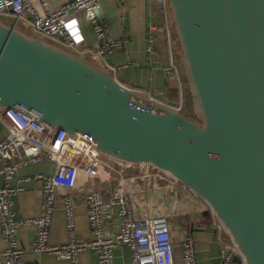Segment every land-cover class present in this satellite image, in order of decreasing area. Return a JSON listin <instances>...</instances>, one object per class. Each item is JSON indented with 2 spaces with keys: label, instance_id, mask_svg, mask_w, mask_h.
<instances>
[{
  "label": "water",
  "instance_id": "95a60500",
  "mask_svg": "<svg viewBox=\"0 0 264 264\" xmlns=\"http://www.w3.org/2000/svg\"><path fill=\"white\" fill-rule=\"evenodd\" d=\"M167 1L196 119L1 19L0 104L83 133L105 157L167 172L208 206L202 215L240 254L232 263L264 264V0ZM193 224L215 243L209 221Z\"/></svg>",
  "mask_w": 264,
  "mask_h": 264
},
{
  "label": "built area",
  "instance_id": "2783aa9c",
  "mask_svg": "<svg viewBox=\"0 0 264 264\" xmlns=\"http://www.w3.org/2000/svg\"><path fill=\"white\" fill-rule=\"evenodd\" d=\"M159 10V19L146 26L144 53L151 63L156 62L155 47L157 32H162L167 57L162 62L179 81L177 110L182 109L178 67L173 51V30L167 0H148ZM101 0H70L56 7L49 0H0V19L15 27L28 28L39 36L52 39L66 48L79 53H90L103 58L113 51H120L127 45L126 36L113 37L103 21L104 12ZM131 63L121 66L128 67ZM111 73H118L120 67L106 64ZM147 94L145 91H138ZM0 121L5 134L0 139V237L6 246L0 252V264H37L26 259L25 249L19 245V229L29 226L33 237L29 252L32 254H51L68 264H79L78 255L82 250L95 251L98 264H114L113 251L119 246L129 249L131 264H175L173 239L167 217L161 213H142V201L135 200L133 194L145 193V184L140 188L127 190L121 186L108 189L111 176L119 171L111 164L116 160L103 156L89 137L80 132L72 135L63 130L56 131L51 126L38 122L35 115H25L19 110L6 108L0 104ZM43 160L51 162L52 172H36L25 176L41 183L42 206L37 215L18 218L14 209L13 196L21 189L11 186L10 179L20 167L35 165ZM123 165L129 163L116 161ZM145 165V164H144ZM82 177L90 184L79 183ZM144 182L153 177L169 181L191 191L169 174L151 165H146L142 175ZM84 183V184H83ZM85 191L83 204L90 237L78 240L75 236L74 201L71 195L62 198V211L66 240L60 244L49 242V227L55 208L58 189ZM194 195L195 193L191 191ZM206 209H209L206 205ZM114 211L117 226L113 233L105 228V213ZM210 225L216 229V241L221 249L217 264H230L233 255L240 254L225 237L221 225L209 213ZM182 264H198L195 240L191 235L180 239Z\"/></svg>",
  "mask_w": 264,
  "mask_h": 264
},
{
  "label": "crops",
  "instance_id": "0c3cea01",
  "mask_svg": "<svg viewBox=\"0 0 264 264\" xmlns=\"http://www.w3.org/2000/svg\"><path fill=\"white\" fill-rule=\"evenodd\" d=\"M51 6L56 7L68 0H49ZM101 7L104 12L103 21L113 37L127 38V45L120 51H113L107 56L100 58L92 56L90 53H80L94 64L105 68L106 64L119 66L118 73H111L122 85L133 90L145 91L163 95L167 100L178 101L179 81L172 72L163 68L162 62L166 59V46L162 32H157V44L155 47L156 62L151 63L144 53V43L146 37V26L152 20L158 21L159 14L153 4L148 0H101ZM30 31L28 28H25ZM72 50V49H71ZM75 51V50H73ZM77 52V51H76ZM131 63L128 67L121 66ZM147 95V94H145ZM5 134V128L0 121V139ZM117 161V160H116ZM114 167L119 171L117 175L111 176L107 183V188L111 189L121 186L130 190L141 187L144 184L142 175L146 170L144 164L117 163ZM36 172H52L51 162L43 160L35 165H27L16 170L10 179L11 186H19L14 199V209L18 218H26L37 215L42 206L41 183L39 180L30 178L25 180V176H33ZM0 176V186L2 185ZM85 182L87 187L90 181L80 177L79 183ZM85 191L74 189H58L55 208L53 211L51 224L49 227V242L60 244L66 240L67 231L64 223V214L61 203L65 195H71L74 201V226L75 236L78 240H85L90 237V232L86 220V210L83 204ZM135 200L142 201L141 212H157L165 215L169 222L170 233L173 239V255L175 264H182L180 239L185 235L193 236L195 240L196 257L198 264H217L221 255V249L217 241L213 243L211 234L203 230H192L193 228H203L208 217L202 213L206 209L205 202L194 195L191 191L171 182L161 180V185L145 190V193L136 192L133 194ZM117 226V217L114 211L105 213V228L109 233H113ZM19 245L25 249L24 257L36 261L37 264H68L66 260L58 259L51 254H32L29 252L33 237V229L23 226L19 229ZM6 243L0 237V252L5 248ZM130 251L125 246H119L113 251L114 264H131ZM79 264H98L95 251L86 249L79 252ZM234 264V263H230Z\"/></svg>",
  "mask_w": 264,
  "mask_h": 264
},
{
  "label": "rangeland",
  "instance_id": "374dc122",
  "mask_svg": "<svg viewBox=\"0 0 264 264\" xmlns=\"http://www.w3.org/2000/svg\"><path fill=\"white\" fill-rule=\"evenodd\" d=\"M170 22H171V26H172V30H173V51H174V55H175V59H176V64H177V67H178V75H179L181 90L184 92V90L187 89V91L190 94L191 92H190V90L188 88V84H187L186 78H185L186 74H185V71H184V66H183V63H182L181 57H180L181 56V51H180L178 38H177V35L175 33V30H174V27H173L171 19H170ZM16 29L21 31V32H24V33H29L27 29H24V28H21V27H17ZM99 67L102 68L103 70L107 71L104 67H102V66H99ZM108 73L111 74L110 72H108ZM190 98H191V100H190L189 108H190V110H192L191 111V115L187 112L188 111L186 109L187 106L186 107L184 106V104H185L184 101H182V109H181V111H183L189 117H191L193 119H196L195 112H194L195 110L193 109L194 106H193L192 97L190 96ZM111 164L113 165L114 162H111Z\"/></svg>",
  "mask_w": 264,
  "mask_h": 264
},
{
  "label": "trees",
  "instance_id": "16d2710c",
  "mask_svg": "<svg viewBox=\"0 0 264 264\" xmlns=\"http://www.w3.org/2000/svg\"><path fill=\"white\" fill-rule=\"evenodd\" d=\"M156 12H157V14H159V10L157 8H156ZM182 96H183V101L185 102L184 106L188 107V108L186 107V109L188 110L187 112L191 115L192 110H190V108H189L191 98H190V94L187 91V89L184 90V92L182 93Z\"/></svg>",
  "mask_w": 264,
  "mask_h": 264
},
{
  "label": "bare ground",
  "instance_id": "6f19581e",
  "mask_svg": "<svg viewBox=\"0 0 264 264\" xmlns=\"http://www.w3.org/2000/svg\"><path fill=\"white\" fill-rule=\"evenodd\" d=\"M169 177L171 178L172 176H171V175H169Z\"/></svg>",
  "mask_w": 264,
  "mask_h": 264
},
{
  "label": "flooded vegetation",
  "instance_id": "af4514ba",
  "mask_svg": "<svg viewBox=\"0 0 264 264\" xmlns=\"http://www.w3.org/2000/svg\"><path fill=\"white\" fill-rule=\"evenodd\" d=\"M208 217V216H207Z\"/></svg>",
  "mask_w": 264,
  "mask_h": 264
}]
</instances>
